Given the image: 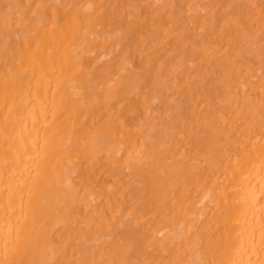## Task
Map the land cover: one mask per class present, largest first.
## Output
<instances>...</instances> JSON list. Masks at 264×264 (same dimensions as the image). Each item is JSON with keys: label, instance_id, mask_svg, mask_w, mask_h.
I'll use <instances>...</instances> for the list:
<instances>
[{"label": "bare ground", "instance_id": "1", "mask_svg": "<svg viewBox=\"0 0 264 264\" xmlns=\"http://www.w3.org/2000/svg\"><path fill=\"white\" fill-rule=\"evenodd\" d=\"M0 264H264V0H0Z\"/></svg>", "mask_w": 264, "mask_h": 264}]
</instances>
